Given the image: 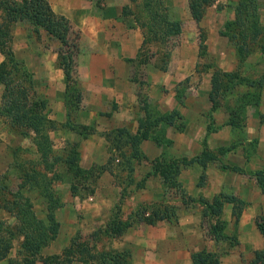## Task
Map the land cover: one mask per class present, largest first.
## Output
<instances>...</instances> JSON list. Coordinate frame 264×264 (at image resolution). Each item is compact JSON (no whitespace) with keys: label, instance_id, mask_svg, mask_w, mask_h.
Here are the masks:
<instances>
[{"label":"crops","instance_id":"0c3cea01","mask_svg":"<svg viewBox=\"0 0 264 264\" xmlns=\"http://www.w3.org/2000/svg\"><path fill=\"white\" fill-rule=\"evenodd\" d=\"M50 2L57 14L70 20L73 29L82 32L81 52L77 66V83L82 92L79 116L82 120L91 122L93 126L77 128L73 123L74 118L70 119L68 116L67 82L64 70L58 64L60 47L58 38L48 36L51 40L50 45L41 44V47H37L34 45L35 36L31 35L27 29L29 28L27 22L18 21L12 27L13 49L17 57L25 61L34 73L36 84L37 80L45 83L50 119L55 123L64 124L61 128L52 130L51 135H55L61 143H64L67 138L81 136L78 163L88 169H93L96 165H108L107 159H111V156H115V159L109 165L110 168L105 167L106 169L96 178L97 186L93 192L82 195L80 192L70 191L66 194L63 206L56 211L60 223L59 233L53 241L41 249L37 264H44V260L52 256H58L63 261L62 264H99L96 258L88 262L81 260L79 251L67 254L66 249L75 246V242L82 241L80 235L83 234L87 236L85 238L89 241L93 253L111 252L128 255V264H195L196 254L211 251L218 253L216 256L219 260L218 264H245L246 259L250 260L248 264H251L256 258L257 251L264 250V233L257 226V219L264 215V193L255 180L250 181L251 177L239 172H234L235 179L231 183L226 181L228 177L224 174H229L227 171H224L220 177L221 190L229 184L233 195L247 200L238 219L239 227L235 233L238 239L236 240L235 238L215 240L206 234V230L199 224L197 214L191 217L187 214V217H183L179 223H173L168 219H157L154 222H134L123 230L113 231L111 225L109 228V222L113 217V206L121 198L125 200L121 217L119 216L122 220H128L141 204L154 200V193H151L152 196L149 197L150 192L144 187L136 192L128 191L127 195L122 197L123 189L119 183L117 166L122 162L120 153L123 149L118 148L112 138L114 128H124L134 134L139 127L138 85L131 78L134 62L129 59H137L139 50L145 45L142 19L136 11H129L134 5L132 0H103L101 7L97 6L94 0H50ZM234 9L236 18V5ZM189 12L188 19L195 22L197 30L202 26H209L211 22L209 14L202 20L196 21L190 8ZM228 21L226 18L220 21L221 25L224 24L223 28ZM221 25H218L216 29L219 32L216 31L218 35L215 30H212L205 44H209L208 50L221 57L218 68L227 72L236 71L239 63L237 61L234 65L224 63L225 50L216 46L217 43L226 44L227 42L226 35L220 33L223 29H220ZM40 34L44 38L47 37L44 29ZM198 34L197 32L192 34L188 37L189 39H184L171 48L165 45L163 50L170 52L166 68L158 67L154 61L146 65L149 66L148 75L151 81L149 83L151 92L148 97L159 103L162 112L170 111L177 106L176 89L184 79L190 76L198 78L201 76L204 82L205 73H207L210 76L207 79L208 85L211 81L210 72L200 69L199 66L202 51L198 38L195 37ZM212 39L216 42L213 47ZM190 41L189 47L187 43ZM152 58L155 60L156 56ZM4 60L5 54L0 51V65ZM34 66L41 68L35 70ZM4 88V84L0 81V103ZM204 107L210 109L211 102L205 103ZM208 117L207 119H214L212 114ZM219 131L224 132L227 129ZM216 133L218 131L215 130L210 134H200L193 131L189 125L184 130H175L173 126L166 125L167 137L171 138L170 142L173 141V143L168 145L170 143L168 142L161 147L167 146L169 150L180 147L190 157L195 156L205 147L218 146L210 141ZM259 133L263 140V130ZM20 138L22 136L11 128L9 120L0 116V168L4 167L1 162L2 153L7 152L8 148L12 150L23 145ZM227 138L229 141L233 140L231 131ZM148 142L155 144V141L151 139L143 140L141 148L144 152L147 149L144 144ZM58 146L55 145V147ZM193 150L195 151L192 152ZM250 163L248 161L245 166ZM8 166L9 164L6 167ZM207 172L210 173V170ZM239 176L244 185L240 183ZM221 190L216 192L220 193ZM197 191L199 195L202 194L198 199L200 203L202 197L209 198L208 190L204 188V185H198ZM224 212L231 215V206L225 205ZM36 214L43 218L38 212ZM45 214L46 218L47 213ZM0 221L15 224L17 217L0 205ZM23 240L24 236L12 241L7 256L0 259V264H12L13 260L22 257L20 250L23 247Z\"/></svg>","mask_w":264,"mask_h":264},{"label":"rangeland","instance_id":"374dc122","mask_svg":"<svg viewBox=\"0 0 264 264\" xmlns=\"http://www.w3.org/2000/svg\"><path fill=\"white\" fill-rule=\"evenodd\" d=\"M46 1L49 5L51 4L50 0ZM94 1L97 6H102L103 0ZM157 1L163 4L162 7L160 6L162 15L167 14L171 19L179 20L182 23L181 32L171 38L172 41L170 45L179 44L182 40H186L188 37H191L192 34H195L196 32L199 33L198 36L194 35L198 38V43L201 45L200 50L202 51L199 66L200 69L210 72L212 79L213 73L219 67V63H221V57H219L218 54L208 50L210 49L209 44H205V40L209 37V34L212 30H215V32L217 31L216 29L218 28V25H221L220 21H223L224 18H226L227 21L230 19H235L234 5L237 6L241 0H211L212 3L209 6L205 5L207 10L205 15L209 14V16H211V22H209V26H202V28L199 30H197L195 27V22L193 23L188 19L190 14L189 0ZM132 2H134L135 6L132 5L129 11H136L142 18L148 19L150 13L146 12L142 8L144 0ZM245 2L249 5L247 8L249 12H252L254 8L257 9V18L254 17L253 22L256 23V28H254L255 30L259 27L257 30L259 35L256 39H249L250 41L248 47L250 51L249 54H247V56L244 58L243 62H240L239 54L237 53L233 42H231L227 36V33L239 31L237 26L230 25V27H227L225 24V27L223 28L224 24L221 25L220 29H223L220 33L221 35H226V44H216V42H214L215 40L212 39V47L216 44L217 48L225 50L224 63H227V65H234L235 61L239 63L238 73L240 74V77L237 78V80L241 78L242 82H238L237 85L235 84V87L225 96H216L217 101L220 100V106L217 110L212 111L211 108L213 103L210 98L212 82L210 81L208 85L207 81L210 76L205 73L206 80L204 82L201 76L200 78L190 76L189 78L184 79L176 89L177 106L175 107L180 110L184 117L183 119H180L177 122L176 127L173 128H175V130H184V128L189 125L193 131H197L200 134H210L212 131H218V133L213 134V137L210 138L211 143H214L218 146L213 148L208 147V149L218 152L220 147H227L229 148V151L227 154L222 156L221 161L228 165H239L246 170L253 171L262 168L264 165V139L261 140L262 137L259 133L260 130H263L264 135V85L260 88L256 85L251 86L249 84V80L254 79L259 81L264 76V0H245ZM8 3L10 5L22 6L24 4V0H8ZM164 6H167V9H165ZM222 9L224 11H219ZM5 20L6 13L1 10L0 22H6ZM23 21L27 22L29 26V28H27L29 29V33L35 36V46L41 47V44L43 46L50 45L51 40L48 38V36H52L49 35L45 29L44 30L47 33V37L44 38V36H41L40 34L43 27H35L27 20ZM12 23H9L8 25L5 24V26L10 29ZM163 27H167L165 22L160 24V28ZM245 28L249 35L254 32L251 24L247 25ZM151 29L152 28L150 26L144 29V32L146 31V33H148V42L143 46L142 49L139 50L138 54H140V58L134 61L131 78L133 79V77H136L139 80L137 83V91L141 92L143 95H147L146 99L150 102L151 107H153L152 109L162 111L159 108V103L150 100L148 97L149 93L151 92L149 88V83L151 82L148 75L149 66H146L145 63H142L143 60L147 58L151 59V57L156 56L155 60L152 58L150 61H154L155 64L157 63L158 67H162L163 60L166 58V54H163V48H165L166 43L161 40V35L158 34L155 36V30ZM11 31H13V28H11ZM217 32L216 34L218 35L219 32ZM81 38V30L72 28L71 34H69V47H64L65 53H67L68 49H72L73 45L78 47V55L75 58L76 68L78 66L79 53L81 52ZM187 45L190 47L191 41L188 42ZM60 47H62L61 41ZM156 50H158V55H155ZM34 68L35 70H38L41 67L34 66ZM77 73L73 74L76 78ZM221 81L223 85L229 84V79L227 77L222 76ZM36 87L38 93L41 96L47 97L45 93L47 87L43 81L37 80ZM79 90L80 88L77 83L71 84L66 96L69 98L67 108L68 116L70 119L74 118V121L72 120L73 123L77 128L81 129L93 125L86 119L82 120L79 116V108H81V102L79 104L77 103V95ZM177 95L180 96V101L178 100ZM80 96L82 97V93H80ZM207 102H211L210 109L204 107L205 103ZM139 103L140 109L137 115L138 119L146 117V107L143 106L140 101ZM231 112L232 114L237 113L238 115L234 124L230 123ZM211 114L214 119H207ZM62 126H64L63 123H55L56 128H61ZM224 128H226L227 131H219ZM118 129L121 128H114L112 131V136L115 138V142L117 144L127 140L124 136L120 135V131ZM229 131H231L233 134L232 141H229L227 138ZM52 135L51 138L54 142V146L59 145L58 147H54L55 153L61 155L63 159L70 156L72 157H70L71 160L69 162H66L65 160L56 162L50 171H46V173H49V176H52V174L55 173L54 178L51 180L52 182L48 179L49 189L51 188L62 201L66 194L72 191L73 185L76 186L77 192H80L82 195H84V193L93 192L97 186L96 178L103 170L106 169L105 167L110 168L109 165L114 162L115 156H111V159H107L108 165H96L93 169H88L78 163V153L76 150H74L76 145L77 147L79 146L81 136L67 138L64 143H61L55 135ZM205 139L207 140V138ZM21 140L23 141V145L17 147H22L23 149L14 152V148H12V150L8 148L7 152L2 153L1 162L4 167L0 168V205L3 206L4 203L14 199L23 201L24 199L21 197L23 194L25 197H30L35 211L38 212L41 217L45 218L44 216L46 215L45 213H47V204L46 199L40 192L41 188L37 187L36 185L33 187L24 185L22 178L24 169H22L20 166L24 160L34 161L35 159H38V154L36 153L37 147L34 145V142L30 137L27 138L22 136V138H20V141ZM171 140L172 139L168 138L166 134L165 140L163 139L161 143L155 142V145L151 144V142H148L147 144H144L147 147L145 152L140 145V149L142 151V155L140 157H133L132 144L130 143L129 139L125 142V145L122 147L123 150L120 153L122 155V162H120V165L117 166L119 183L123 189L121 193L127 195L128 191L136 192L144 187L148 192H150L148 195L149 197L152 196L151 193H154V200L147 201L148 203H145L146 207L149 209L148 213L155 208L159 211H168L172 208V210H175V214L173 215L174 220H172L173 223L181 222L183 217H187V214L190 217L191 215L197 214L199 224L206 230V234L211 236L209 233V228L215 220L211 218L208 213H206L204 205L198 201L200 195L202 194H198L197 187L198 185H204V188L208 190L207 194L209 195V198L207 197V199L212 200L217 194H219L217 193L219 189L221 190V174L224 171H227L229 174L224 175L228 177L226 178L227 183H231L235 179V171L231 169L225 170L222 168L219 161L210 162L206 166L194 162L188 166H181L179 173L172 177V179H165L160 173L162 172L161 169L170 167V162L172 159L178 158L181 160L184 157L191 159L200 155L199 153L190 157V155L187 152H184V150L180 149V147L176 148L175 150H169L167 146L161 147L162 144H168V142ZM171 143H173V141L168 145ZM194 151L195 150L192 152ZM248 161L251 163L248 166H245ZM7 164H9L8 167H6ZM33 164L35 166L37 165L36 162ZM157 166L160 167L158 172L156 170ZM208 170H210V173L207 172ZM170 171H174V169ZM238 178L240 183H242L240 176ZM249 179L250 181H256L254 177ZM242 184L241 188L244 185ZM228 185L225 186L224 190H221V192H224L227 195L234 194L233 190L230 189ZM241 200H244L245 203L247 201L243 198ZM124 202L125 200L121 198V200L116 202V204L113 206V217L116 215L120 216L122 209L125 206ZM225 205L231 206V215L223 211L221 220L225 222L226 232L229 235L235 236V233L239 227L238 219L241 214L238 213L240 208H237L236 210L235 202H227ZM243 206L241 207V210L243 209ZM148 213L145 215V217H147ZM11 225H13V230L18 232L20 224L11 223ZM80 236L82 240H87V238H85L87 237L85 234ZM211 252L214 254L216 260L218 253H215V251ZM210 261L211 263L213 262L211 258ZM249 262L250 260H245V264H248Z\"/></svg>","mask_w":264,"mask_h":264},{"label":"trees","instance_id":"16d2710c","mask_svg":"<svg viewBox=\"0 0 264 264\" xmlns=\"http://www.w3.org/2000/svg\"><path fill=\"white\" fill-rule=\"evenodd\" d=\"M211 3V0H189L190 11L196 21L202 20V17L204 18L207 12L205 5L209 6ZM160 4L161 3L157 0H144L142 8L146 12H149L150 15L148 19L140 17L144 29L150 26L155 30V36L158 34L161 35V40L171 48L174 46V44L170 45L172 41L171 38L181 32L182 23L179 20L171 19L167 14L162 15L160 6L162 7L163 4ZM50 6L51 4L49 5L46 0H24L22 6L10 5L8 0H0V11L2 10L6 13V22H0V51L5 54V60L0 65V81L5 86L2 102L0 103V116L9 120L11 128L16 133L23 137L32 138L34 145L37 147L36 153L38 154V159H35L34 161L24 160L23 163L20 164L22 169H24L22 178L25 186L28 185L33 187L36 185L41 188L40 192L46 199L47 204V216L46 218H40L36 214L30 197H25L23 194L21 196L24 199L23 201L14 199L8 201L9 203H4L3 206L16 215V224H20V228L18 232H16L12 228L13 225L8 224L5 221H0V259L7 256L14 239L24 236L22 242L23 247L20 250V255L22 257L13 260L12 264H37L41 249L57 237L60 223L57 219L56 211L63 206V201L51 188L49 189V181L54 178L55 173H53L52 176H49V173H46V171H50L56 162L61 160L69 162L71 160L70 157H72L70 156L63 159L61 155L55 153V146L50 133L56 127L54 121L49 117V100L46 96H41L38 93L34 73L28 68L25 61L17 57L13 49V35L11 28L15 22L27 20L35 27H43L49 35L58 38L62 43V47L58 49V64L63 68L65 73L67 92L69 91L71 84L77 83V78L73 74L77 73L75 58L78 55V47L73 45V48L68 49L67 53L64 52V47L68 48L70 44L69 34H71L72 31V24L67 17L57 14L52 6ZM164 7L167 9V6ZM248 7L249 5L245 0L239 1L236 6V18L226 23L227 27L235 25L239 28V31L227 33V36L229 40L233 42L237 53L239 54L240 62H243L244 58L249 54V39H256L259 35V32L257 31L259 27L255 30L256 23L253 22V18H257V9L254 8L252 12H249V10H247ZM164 22L167 27L160 28V24ZM9 23H12L11 28L9 27L10 29L5 26V24L8 25ZM250 24L254 32L249 35L246 32L245 27ZM147 42L148 33L145 31L144 44ZM155 53H158V50ZM164 53L166 54V58L163 60L161 68L167 67L168 58L170 56L168 50H164L163 54ZM139 56L140 54H138L137 59L129 60L134 62L140 58ZM142 63H145L146 65L149 64L150 58L143 60ZM238 72L239 70L227 72L221 68H217L213 73L211 79L212 91L210 95L213 103L211 108L212 111L217 110L220 106V100L218 99L219 101H217L216 96H225L235 87V84L237 85L238 82H242L241 78L237 80V78L240 77ZM222 76L229 79L228 85L222 84ZM133 81L137 83L139 82L136 77H133ZM249 84L251 86L256 85L260 88L263 87L264 76L259 81L254 79L249 80ZM80 93H82L81 89L77 95L78 104L82 100ZM137 95L141 104L146 107V117L138 120L139 127L134 134H131L129 130L124 128L118 129L120 135L124 136L127 140L129 139L132 144L133 157H140L142 155L140 145L143 140L151 139L157 143H161L163 139L165 140L166 138V125L176 127L177 122L184 117L178 108L167 112L152 109L153 107H151L150 102L146 99L147 95H143L141 92H138ZM66 98V106L68 108L69 98L67 96ZM177 98L180 101V96L177 95ZM230 115V123L234 124L238 115L237 113L232 114V112ZM82 134L86 135L84 132H82ZM113 140L115 142V138H113ZM123 142L119 144L115 142V145L118 148H122V146L125 145V142ZM78 147L76 145L74 149L78 153L77 160H79L80 157ZM20 149L23 148L16 147L14 152L19 151ZM228 151L229 148L227 147H220L218 152L211 151L208 147H205L197 157L191 159L184 157L181 160L178 158L172 159L170 167L161 169L162 172L160 173L165 179H172V177L179 173L181 166H188L194 162L206 166L210 162L219 161L222 168L225 170L231 169L235 172L246 174L249 177H254L257 185L264 193V165L262 168L253 171L246 170L239 165H228L221 161L222 156L227 154ZM34 162L37 163L36 166L33 164ZM159 168V166L156 167L157 172ZM173 169L174 171H170ZM72 192H77V188L74 185L72 186ZM122 197H125L124 193ZM227 202H235L236 210L237 208H240L238 214H240L241 207L245 204L244 200L239 199L233 194L227 195L224 192L217 194L212 200L203 197L201 199V203H203L206 213L215 220L209 228V233L212 238L217 241L231 238H235L236 240L235 236L229 235L226 232L225 222L221 220L224 206ZM148 210L149 209L145 204H141L138 209L129 216L128 220L119 219V216L116 215L111 218L109 228L111 225V229L117 231L131 226L137 221L154 222L157 219L174 220L173 215L175 214V210H172V208L168 211H159L155 208L149 213ZM147 213L148 215L145 217ZM257 226L264 233L263 214L257 219ZM74 251H79L81 254V260L86 262L96 258L99 260V264H128V255L111 252L93 253L88 240L75 242V246L73 245L66 249L67 254H72ZM210 258L213 260L212 263ZM194 262L195 264H218V259L216 258L215 260L214 254L211 252H201L194 256ZM62 263L63 261H61L58 256L48 257L44 260V264ZM251 264H264V250L257 251L256 258Z\"/></svg>","mask_w":264,"mask_h":264}]
</instances>
